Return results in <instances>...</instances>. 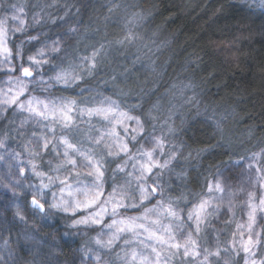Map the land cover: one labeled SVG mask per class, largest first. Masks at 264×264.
Listing matches in <instances>:
<instances>
[{
	"label": "clouds",
	"instance_id": "obj_1",
	"mask_svg": "<svg viewBox=\"0 0 264 264\" xmlns=\"http://www.w3.org/2000/svg\"><path fill=\"white\" fill-rule=\"evenodd\" d=\"M0 264H264V0H0Z\"/></svg>",
	"mask_w": 264,
	"mask_h": 264
}]
</instances>
